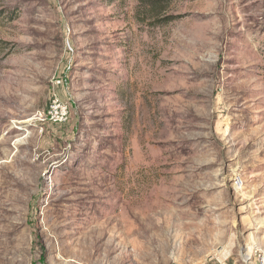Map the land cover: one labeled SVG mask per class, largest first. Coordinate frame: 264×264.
Segmentation results:
<instances>
[{"label":"rangeland","instance_id":"1","mask_svg":"<svg viewBox=\"0 0 264 264\" xmlns=\"http://www.w3.org/2000/svg\"><path fill=\"white\" fill-rule=\"evenodd\" d=\"M0 13V264L264 252V0H0ZM53 95L65 123L36 119Z\"/></svg>","mask_w":264,"mask_h":264},{"label":"built area","instance_id":"2","mask_svg":"<svg viewBox=\"0 0 264 264\" xmlns=\"http://www.w3.org/2000/svg\"><path fill=\"white\" fill-rule=\"evenodd\" d=\"M69 117V107L67 104L62 103L60 99L53 95L50 97V101L46 107V110L38 112L36 119L41 123L46 121L55 124H62L68 120ZM240 262L243 264H264V252L255 251L253 254L247 255L244 252L240 255Z\"/></svg>","mask_w":264,"mask_h":264},{"label":"bare ground","instance_id":"3","mask_svg":"<svg viewBox=\"0 0 264 264\" xmlns=\"http://www.w3.org/2000/svg\"><path fill=\"white\" fill-rule=\"evenodd\" d=\"M247 94V93H246ZM0 174L2 173V169H0ZM176 181V180H175ZM164 184V183H163ZM176 184V183H175ZM239 184L237 185V187L239 188ZM162 187V186H161ZM166 187V186H165ZM167 188V187H166ZM161 189V188H160ZM157 190V192L156 193H154V195L156 196V195H158V196H160L161 198H162V194H164V193H162L161 194V190L163 191V189H161V190ZM165 191V190H164ZM167 192V191H166ZM152 194V193H151ZM154 195L153 196H150V198L152 197H154ZM164 197V196H163ZM4 199H6V197H2L1 195H0V215H1V212H2V210H1V206H2V204H4L5 203V201H4ZM144 200V199H143ZM137 202V201H136ZM166 203V202H165ZM141 204V203H140ZM147 204V203H146ZM138 208V207H137ZM131 209V208H130ZM135 209H136V207H135ZM134 209V210H135ZM157 209H159V211L158 212H160V211H163V209H164V205H162V207H159V208H157V206L156 207H154V208H152L151 206H149V205H145L144 204V206L143 207H140L139 208V210L140 211H143V210H145V212H147V211H150L151 210V212H153V211H157ZM157 212V213H158ZM143 214H145L144 212H142ZM156 213V214H157ZM161 213V212H160ZM164 213V211L162 212V214ZM139 214H140V212H139ZM152 214V213H151ZM151 214H149V215H151ZM156 214H154V215H156ZM148 215V214H147ZM153 216V215H152ZM134 217V216H133ZM145 217V216H144ZM147 218V217H146ZM2 219V218H1ZM149 219V218H148ZM145 221V220H144ZM3 227V226H2ZM4 236H5V231H2V230H0V246H2L3 245V243H4V240H3V238H4ZM252 241V240H251ZM247 250V251H246ZM245 251L247 252V255H250V252H251V247L250 246H248V247H246L245 248Z\"/></svg>","mask_w":264,"mask_h":264},{"label":"trees","instance_id":"4","mask_svg":"<svg viewBox=\"0 0 264 264\" xmlns=\"http://www.w3.org/2000/svg\"><path fill=\"white\" fill-rule=\"evenodd\" d=\"M140 1V4H142L143 0H139ZM4 17V14L3 13H0V20Z\"/></svg>","mask_w":264,"mask_h":264}]
</instances>
